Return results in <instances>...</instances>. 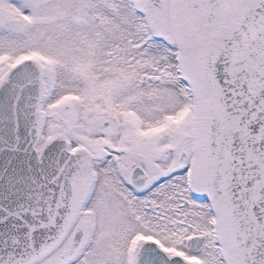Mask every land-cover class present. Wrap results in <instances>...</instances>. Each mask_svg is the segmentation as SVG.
Here are the masks:
<instances>
[{
    "label": "snow or ice",
    "instance_id": "6c2138e0",
    "mask_svg": "<svg viewBox=\"0 0 264 264\" xmlns=\"http://www.w3.org/2000/svg\"><path fill=\"white\" fill-rule=\"evenodd\" d=\"M0 264H264V0H0Z\"/></svg>",
    "mask_w": 264,
    "mask_h": 264
}]
</instances>
